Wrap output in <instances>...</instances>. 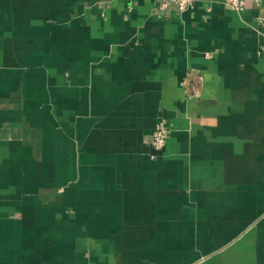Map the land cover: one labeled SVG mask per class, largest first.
I'll return each mask as SVG.
<instances>
[{"label": "crops", "instance_id": "0c3cea01", "mask_svg": "<svg viewBox=\"0 0 264 264\" xmlns=\"http://www.w3.org/2000/svg\"><path fill=\"white\" fill-rule=\"evenodd\" d=\"M0 264H264V0H0Z\"/></svg>", "mask_w": 264, "mask_h": 264}, {"label": "built area", "instance_id": "2783aa9c", "mask_svg": "<svg viewBox=\"0 0 264 264\" xmlns=\"http://www.w3.org/2000/svg\"><path fill=\"white\" fill-rule=\"evenodd\" d=\"M195 0H160V8L166 9L173 6L178 12H183L189 8ZM232 11L238 12L244 6V0H223ZM166 143L164 127L160 124L151 135L150 145L155 150H161Z\"/></svg>", "mask_w": 264, "mask_h": 264}, {"label": "water", "instance_id": "95a60500", "mask_svg": "<svg viewBox=\"0 0 264 264\" xmlns=\"http://www.w3.org/2000/svg\"><path fill=\"white\" fill-rule=\"evenodd\" d=\"M162 150H163V149H161L160 151H158V153L161 152Z\"/></svg>", "mask_w": 264, "mask_h": 264}]
</instances>
